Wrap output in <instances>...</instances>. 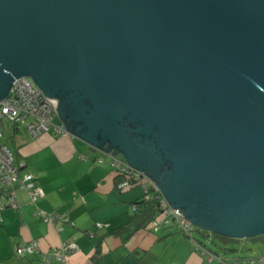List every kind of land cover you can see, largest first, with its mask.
I'll use <instances>...</instances> for the list:
<instances>
[{
  "label": "water",
  "instance_id": "obj_1",
  "mask_svg": "<svg viewBox=\"0 0 264 264\" xmlns=\"http://www.w3.org/2000/svg\"><path fill=\"white\" fill-rule=\"evenodd\" d=\"M20 78L207 239L264 247V0H0V102Z\"/></svg>",
  "mask_w": 264,
  "mask_h": 264
},
{
  "label": "crops",
  "instance_id": "obj_2",
  "mask_svg": "<svg viewBox=\"0 0 264 264\" xmlns=\"http://www.w3.org/2000/svg\"><path fill=\"white\" fill-rule=\"evenodd\" d=\"M56 122L63 125L59 115ZM19 128H13L10 137L18 144L13 152L16 165L21 176H34L44 197L33 204L26 191L15 188L20 210L1 213L0 264H39V255L17 253L32 241L38 242L41 253L77 243L80 251L69 255L65 264H220L217 259L209 261L204 253L202 238L210 233L203 230L194 235L200 246L173 226L158 232L148 227L131 236L120 232L134 216V205L144 196L142 188L120 189L119 177L104 153L96 147L89 152V145L78 136L44 135L36 140ZM117 156L127 162L122 153ZM99 159L104 162L99 164ZM50 214L65 216L69 222L47 225L44 219Z\"/></svg>",
  "mask_w": 264,
  "mask_h": 264
},
{
  "label": "built area",
  "instance_id": "obj_3",
  "mask_svg": "<svg viewBox=\"0 0 264 264\" xmlns=\"http://www.w3.org/2000/svg\"><path fill=\"white\" fill-rule=\"evenodd\" d=\"M58 101L47 98L42 91L28 78L16 79L12 84L7 97L0 102V186L3 190L0 192V225L2 223L1 213L6 209L15 211L20 210V203L15 188L18 187L29 195L33 204H36L44 197L43 190L35 183L34 176L27 174L20 175V167L16 165L15 156L10 148L3 144L5 139V127L10 124L13 128L21 126L26 127L28 133L34 139H40L44 135H56L59 137H69L67 129L56 122ZM109 160V164L119 178L121 183L119 188L122 190L140 186L144 190V198L151 199L150 189L158 191L156 185L150 181L144 174L132 168L126 161L120 159L113 153L104 154ZM103 159L98 163L102 164ZM12 191L5 194V190ZM163 214L156 219L151 229L158 232L164 227H177L182 235L191 238L197 229L188 221L183 212L170 206L163 198ZM136 210V208H134ZM181 211V213L179 212ZM39 214V213H38ZM58 221L68 223L65 216L59 214H50L45 217L44 222L47 225L55 226ZM99 228H102L99 226ZM60 231H63L61 228ZM196 244L195 240H191ZM79 245L75 242L64 243L60 248H56L48 253H41L38 242L32 241L29 244L18 249V255L26 257L28 255H39V264H51L58 262L65 264L69 255L78 253ZM209 261L217 259L220 264H264L262 258L235 260L227 262L225 259L214 256L212 253L204 251Z\"/></svg>",
  "mask_w": 264,
  "mask_h": 264
},
{
  "label": "trees",
  "instance_id": "obj_4",
  "mask_svg": "<svg viewBox=\"0 0 264 264\" xmlns=\"http://www.w3.org/2000/svg\"><path fill=\"white\" fill-rule=\"evenodd\" d=\"M121 183V178H119L118 184L117 186H119V184ZM142 188V187H141ZM143 190V188H142ZM150 194H151V199L147 200L146 198H143L138 200L135 205L134 208H136V210H134V216L132 217L131 221L126 224L122 229L118 230L120 232L126 233L128 236H131L132 234H134L135 232H138L140 230H145L148 227H151L152 223L158 219L162 214H163V209L164 206L162 204V200L163 197L161 195L160 192L154 190L153 188L150 189ZM143 195H144V190H143ZM177 228V227H176ZM200 232L202 233V230L197 229L196 233ZM194 233L190 239V241L194 239V235L196 234ZM204 235H207L206 233H203ZM225 240V239H224ZM225 241H229L228 239ZM196 246H200V243L198 241H196ZM192 243V241H191ZM193 244V243H192ZM205 251H207L208 253H212L210 251H208L204 246H202ZM97 254L100 253L99 248L96 252ZM214 256L218 257V255H216L215 253H212ZM223 259V258H221ZM236 260H240V259H236ZM248 260V259H245ZM235 261V260H233ZM244 261V260H241ZM232 262V261H230Z\"/></svg>",
  "mask_w": 264,
  "mask_h": 264
},
{
  "label": "rangeland",
  "instance_id": "obj_5",
  "mask_svg": "<svg viewBox=\"0 0 264 264\" xmlns=\"http://www.w3.org/2000/svg\"><path fill=\"white\" fill-rule=\"evenodd\" d=\"M19 129L22 132L27 131L26 127L24 126H21ZM4 131H5L6 137L3 141V144H6L12 152L16 151L18 144L12 143L13 140L10 139L11 134L13 133V127L10 124H8L5 127ZM195 236L198 237L197 234ZM202 244L205 248L209 249L212 253H215L216 255H219L221 258L226 259V260H230L231 258L238 259L239 257L246 258V259H257L260 257L264 260V247L261 244L253 246L245 242V243L237 244V245L230 244L227 246H222L220 243L216 241L213 242L210 239H207V237L205 239L202 238ZM250 249H253V251H250ZM261 252H263L262 256L260 255Z\"/></svg>",
  "mask_w": 264,
  "mask_h": 264
},
{
  "label": "flooded vegetation",
  "instance_id": "obj_6",
  "mask_svg": "<svg viewBox=\"0 0 264 264\" xmlns=\"http://www.w3.org/2000/svg\"><path fill=\"white\" fill-rule=\"evenodd\" d=\"M61 101H58V109H57V115H59L60 110H61Z\"/></svg>",
  "mask_w": 264,
  "mask_h": 264
}]
</instances>
